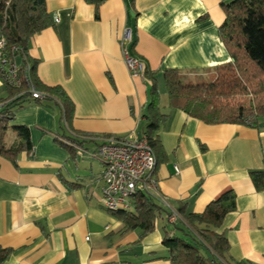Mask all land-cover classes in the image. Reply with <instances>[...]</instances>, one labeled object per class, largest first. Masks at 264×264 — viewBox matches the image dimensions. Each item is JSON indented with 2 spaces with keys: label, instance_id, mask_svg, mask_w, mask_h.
<instances>
[{
  "label": "crops",
  "instance_id": "0c3cea01",
  "mask_svg": "<svg viewBox=\"0 0 264 264\" xmlns=\"http://www.w3.org/2000/svg\"><path fill=\"white\" fill-rule=\"evenodd\" d=\"M45 2L52 24L31 38L29 55L40 82L72 100L73 115L67 122L53 100H29L15 111L11 123L29 126L34 150L20 153L16 165L0 156V244L13 249L2 264H171L162 244L172 229L169 210L186 201L202 212L227 190L237 197L219 228L229 257L264 264V190L250 176L264 170V125L205 123L169 107L160 88L165 69L203 73L231 60L219 33L222 0H100L99 18L93 0ZM126 28L168 113L154 176L157 198L170 207L142 238L102 206L103 165L92 155L98 142L84 137L143 134L151 83L125 64ZM14 140L8 130L7 143Z\"/></svg>",
  "mask_w": 264,
  "mask_h": 264
},
{
  "label": "trees",
  "instance_id": "16d2710c",
  "mask_svg": "<svg viewBox=\"0 0 264 264\" xmlns=\"http://www.w3.org/2000/svg\"><path fill=\"white\" fill-rule=\"evenodd\" d=\"M93 1L95 16L99 18L100 0ZM221 4L226 18L219 33L231 60L203 73L165 69L163 79L169 107L209 124L235 123L260 128L264 125V0H222ZM51 24L52 16L45 0H0V30L7 46H18L20 60L31 65V81L44 94L43 99L32 98L24 82L20 87L5 86L7 96L0 98V156L15 165L20 153L31 154L34 150L29 126L11 123L17 108L29 100H53L61 107L67 122L73 115L72 100L62 87L40 82L36 76L37 60L29 55L31 38ZM143 76L151 83L143 115V134L157 159L161 148L159 131L168 113L161 108L156 75L146 67ZM8 130L15 133L11 144L6 141ZM250 176L256 189L264 190V170H252ZM236 208L233 190L210 201L202 212H191L187 202H182L176 208L179 217L168 221L172 229L164 232L162 244L167 249L166 258L171 264H250L229 257V241L219 231L225 216ZM108 211L124 223V231L139 229L142 238L155 230L158 216L168 209L156 196L137 192L131 210ZM12 252V248L0 244V264Z\"/></svg>",
  "mask_w": 264,
  "mask_h": 264
},
{
  "label": "built area",
  "instance_id": "2783aa9c",
  "mask_svg": "<svg viewBox=\"0 0 264 264\" xmlns=\"http://www.w3.org/2000/svg\"><path fill=\"white\" fill-rule=\"evenodd\" d=\"M60 17H55L59 22ZM132 30L126 28L121 38L125 64L134 76H143L146 65L143 59L130 51ZM18 46H7L5 36L0 30V80L5 86L20 87L27 83L32 98L43 99L44 94L31 81V65H24L18 56ZM1 106V104H0ZM98 142L92 155L103 165V188L101 204L107 210H131L137 192L159 197L154 171L157 159L146 136L134 133L125 136H84ZM178 171V167L176 166ZM166 207H170L164 202ZM169 221L179 216L176 210H169Z\"/></svg>",
  "mask_w": 264,
  "mask_h": 264
},
{
  "label": "rangeland",
  "instance_id": "374dc122",
  "mask_svg": "<svg viewBox=\"0 0 264 264\" xmlns=\"http://www.w3.org/2000/svg\"><path fill=\"white\" fill-rule=\"evenodd\" d=\"M160 88H161V91L163 92V93H167V91H166V87H165V85H164V83H163V80H161V84H160ZM6 91V89L4 88V87H0V95L2 94V93H4Z\"/></svg>",
  "mask_w": 264,
  "mask_h": 264
}]
</instances>
